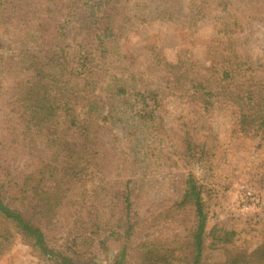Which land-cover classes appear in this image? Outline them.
Wrapping results in <instances>:
<instances>
[{
  "label": "trees",
  "instance_id": "trees-1",
  "mask_svg": "<svg viewBox=\"0 0 264 264\" xmlns=\"http://www.w3.org/2000/svg\"><path fill=\"white\" fill-rule=\"evenodd\" d=\"M208 18L217 36L204 55L171 61L160 45L129 46L143 25L196 32ZM262 18L261 0H0V257L20 240L45 264H202L211 242L230 250L229 264H264V230H209L194 171L212 164L214 134L202 143L200 132L216 106L235 107L241 135L264 145ZM169 96L203 114L168 127ZM179 161L189 173L172 189ZM189 215L184 237H142ZM173 246L184 260L169 258Z\"/></svg>",
  "mask_w": 264,
  "mask_h": 264
},
{
  "label": "rangeland",
  "instance_id": "rangeland-1",
  "mask_svg": "<svg viewBox=\"0 0 264 264\" xmlns=\"http://www.w3.org/2000/svg\"><path fill=\"white\" fill-rule=\"evenodd\" d=\"M216 36L217 25L211 18L200 22L196 32L172 23L154 22L132 32L128 37V43L135 53L143 52L148 44L160 45L168 59L175 61L182 52H188L193 58L204 55L206 45ZM8 41L9 37L0 29V43ZM253 43H255L253 44L255 53L264 57V18L256 25ZM201 114L203 112L197 107L189 108V104L184 105L177 97L169 96L164 100L162 117L168 127L178 122L181 117L198 118ZM208 116L211 118V121H208V129L212 130L207 129L206 133L201 131L200 142L208 140L210 133L213 132L214 137L209 138L217 143V146L214 155L211 153L212 164L209 166L198 164L194 167V171L208 192L205 195L210 206L208 228L211 230L214 226L220 225L238 231L264 230V145L259 147L257 139H249L241 135L235 107L216 106L202 121L205 122ZM171 150H176V147H171ZM13 168L17 170V165H13ZM168 171L172 173L173 189L174 186H182L189 168L184 161H179L177 167ZM153 209L154 207L150 205L141 209V227L150 220ZM193 222V215L183 216L177 226L161 227L158 230L144 228L142 237L146 239L157 237L161 242L169 243L187 235ZM253 239L260 241V234ZM118 249L119 246H114L112 252L115 253ZM231 254L230 250L217 248L208 242L206 257L202 264L228 263ZM187 255L188 253L181 247L173 246L169 258L180 262ZM102 257L106 256L102 254ZM247 263L248 256L242 255L238 264ZM0 264H45V262L29 245L18 240L9 252L0 257Z\"/></svg>",
  "mask_w": 264,
  "mask_h": 264
}]
</instances>
